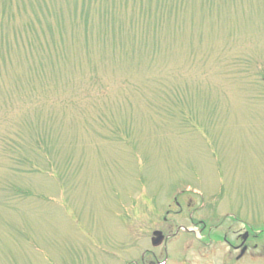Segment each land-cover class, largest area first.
Returning <instances> with one entry per match:
<instances>
[{"label":"rangeland","instance_id":"374dc122","mask_svg":"<svg viewBox=\"0 0 264 264\" xmlns=\"http://www.w3.org/2000/svg\"><path fill=\"white\" fill-rule=\"evenodd\" d=\"M179 194L264 230V0H0V264L139 261Z\"/></svg>","mask_w":264,"mask_h":264},{"label":"flooded vegetation","instance_id":"af4514ba","mask_svg":"<svg viewBox=\"0 0 264 264\" xmlns=\"http://www.w3.org/2000/svg\"><path fill=\"white\" fill-rule=\"evenodd\" d=\"M202 209V206H195L191 199L179 194L163 211L159 226L151 231V249L144 250L139 261L133 260L127 264H166L169 260L168 246L181 237H192L197 242L196 248H206L211 244L223 246L226 249L223 258L228 261L222 264H236L247 258L252 249L257 248L255 241L264 234V230L253 231L250 225L234 214L205 218ZM196 214L198 215L195 216ZM237 224L240 225L238 228ZM191 248L192 244L186 246L187 250ZM231 253H234L232 259ZM161 255L163 259L159 260Z\"/></svg>","mask_w":264,"mask_h":264},{"label":"water","instance_id":"95a60500","mask_svg":"<svg viewBox=\"0 0 264 264\" xmlns=\"http://www.w3.org/2000/svg\"><path fill=\"white\" fill-rule=\"evenodd\" d=\"M155 234H158V233H155Z\"/></svg>","mask_w":264,"mask_h":264}]
</instances>
